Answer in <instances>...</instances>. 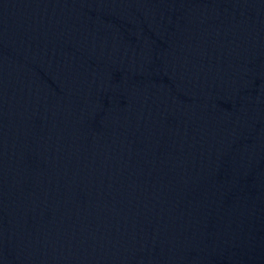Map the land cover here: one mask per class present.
<instances>
[{
    "label": "water",
    "instance_id": "water-1",
    "mask_svg": "<svg viewBox=\"0 0 264 264\" xmlns=\"http://www.w3.org/2000/svg\"><path fill=\"white\" fill-rule=\"evenodd\" d=\"M0 264H264V0H0Z\"/></svg>",
    "mask_w": 264,
    "mask_h": 264
}]
</instances>
